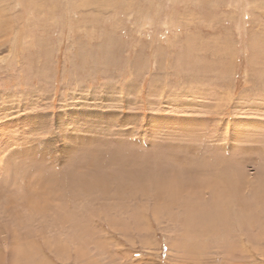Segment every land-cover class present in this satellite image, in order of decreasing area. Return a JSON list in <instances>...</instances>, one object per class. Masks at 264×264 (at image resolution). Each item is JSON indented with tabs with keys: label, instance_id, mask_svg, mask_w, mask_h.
<instances>
[{
	"label": "rangeland",
	"instance_id": "rangeland-1",
	"mask_svg": "<svg viewBox=\"0 0 264 264\" xmlns=\"http://www.w3.org/2000/svg\"><path fill=\"white\" fill-rule=\"evenodd\" d=\"M0 264H264V0H0Z\"/></svg>",
	"mask_w": 264,
	"mask_h": 264
},
{
	"label": "crops",
	"instance_id": "crops-1",
	"mask_svg": "<svg viewBox=\"0 0 264 264\" xmlns=\"http://www.w3.org/2000/svg\"><path fill=\"white\" fill-rule=\"evenodd\" d=\"M157 119V118H156ZM124 121L125 122H123L122 124H123V126H127V125H130L131 124V126H133L134 127V123H130L131 122V118L130 117H125L124 118ZM164 122H163V124H165L166 126H168L169 124L165 121V120H163ZM167 121H169V120H167ZM172 121V120H171ZM212 124V123H211ZM174 126V125H173ZM216 128V129H215ZM218 127H216L215 125H214V129L215 130H218L217 129ZM211 126L207 129V133H212V131L214 130Z\"/></svg>",
	"mask_w": 264,
	"mask_h": 264
}]
</instances>
